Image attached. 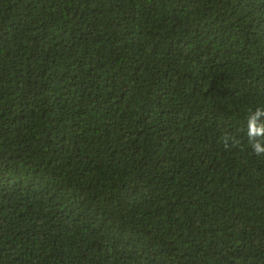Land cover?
Returning <instances> with one entry per match:
<instances>
[{
    "label": "trees",
    "instance_id": "1",
    "mask_svg": "<svg viewBox=\"0 0 264 264\" xmlns=\"http://www.w3.org/2000/svg\"><path fill=\"white\" fill-rule=\"evenodd\" d=\"M259 106L264 0H0V264H264Z\"/></svg>",
    "mask_w": 264,
    "mask_h": 264
},
{
    "label": "clouds",
    "instance_id": "2",
    "mask_svg": "<svg viewBox=\"0 0 264 264\" xmlns=\"http://www.w3.org/2000/svg\"><path fill=\"white\" fill-rule=\"evenodd\" d=\"M261 117H264V106L250 109L247 116V141L256 156H264V120H261ZM221 143L227 150L237 147L240 141L235 136L225 134Z\"/></svg>",
    "mask_w": 264,
    "mask_h": 264
}]
</instances>
